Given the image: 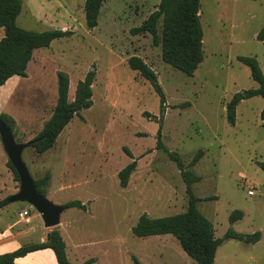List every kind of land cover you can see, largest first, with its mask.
I'll return each mask as SVG.
<instances>
[{"label": "rangeland", "instance_id": "obj_1", "mask_svg": "<svg viewBox=\"0 0 264 264\" xmlns=\"http://www.w3.org/2000/svg\"><path fill=\"white\" fill-rule=\"evenodd\" d=\"M84 1L21 0L18 27L73 34L35 50L26 68L28 78L16 85L10 100H2L3 114L18 123L12 133L15 142L26 143L51 116L57 73L68 76L71 101L78 81L95 72L92 106L65 126L50 150L36 154L28 146L21 155L33 180L49 173L45 197L50 202H83L84 209L63 210L61 223L83 222L92 237L114 238L115 264H133L131 257L141 264H195L171 235L137 238L131 228L143 214L160 218L186 210L185 184L166 152L177 153L186 166L202 150L192 169L200 177L192 192L214 237L222 238L228 229L260 233L255 244L223 241L213 264H264V172L258 165L264 163V100L255 96L239 102L234 124L225 110L234 94L258 87L237 57L255 58L264 76V42L256 39L264 26V0H200L203 60L190 77L161 60L160 47L153 46L149 34H130L160 0H106L91 30L85 26ZM131 56L155 73L165 98L163 113L148 81L128 67ZM159 127L165 152L156 148ZM124 149L136 168L121 187L117 174L132 161ZM7 162L0 142V201L5 202L19 187ZM2 208L0 226L13 211H32L30 223L17 219L19 226L34 227L28 242L38 240L43 222L30 205L7 202ZM79 211L91 216L82 219ZM233 211L243 216L230 224Z\"/></svg>", "mask_w": 264, "mask_h": 264}, {"label": "trees", "instance_id": "obj_2", "mask_svg": "<svg viewBox=\"0 0 264 264\" xmlns=\"http://www.w3.org/2000/svg\"><path fill=\"white\" fill-rule=\"evenodd\" d=\"M106 0H85L83 5L85 26L91 30L97 25V17L102 4ZM21 0H0V29L3 36L0 38V86L10 77H26V68L32 59L35 50L45 48L53 40L70 37L73 32L69 30L51 29L44 32H33L24 30L16 25V18L21 12ZM200 0H160L156 9L137 27L130 29L133 36L149 34L152 44L160 47L161 60L180 71L192 76L203 60L202 50V29L200 24ZM256 39L264 42V26L258 32ZM237 60L245 65L250 72L251 79L258 85L256 89L245 90L236 93L226 104V119L234 124L235 110L239 102L255 96L264 100V76L259 65L253 57H237ZM128 67L139 73L148 81L153 91L159 98L160 112H164L165 98L159 86L155 73L139 58L131 56L127 60ZM95 72L86 73L83 80L78 81L74 96L68 100L67 92L69 79L65 73H57V99L51 116L43 124L40 133L31 140L30 147L36 154H42L51 149L58 135L65 126L74 118H81L80 112L92 106V84ZM147 116V113H145ZM0 118L11 129H15L14 120L4 114ZM261 119L264 120V108L261 112ZM14 136V134H13ZM156 148L165 152L160 139V127L157 131ZM126 155L132 161L122 168L117 176L121 187H126L129 178L136 168V160L130 151L124 149ZM168 158L176 164L180 176L185 184L187 196V208L184 212L160 218H150L141 215L136 224L131 228V233L137 238L149 236L171 235L174 237L182 250L195 264H213L215 253L220 244L228 239L255 244L260 239V233L241 234L228 229L222 238H215L213 227L210 221L197 209L199 199L192 192V185L200 180V177L192 171L203 151H197L191 161L185 166L177 153L166 152ZM13 177H18L10 162H7ZM264 172V163H258ZM50 175L45 173L41 178L34 180V186L42 195H45V188L49 182ZM7 202L0 201V208ZM64 209H84V205L73 200L62 205ZM243 214L240 211H233L228 218L230 224L240 220ZM50 249L57 264H72L68 261L65 252V243L57 230L49 232V239L43 243L22 245L18 249L0 254V264H13L15 258L23 257L26 254L41 250ZM133 264H141L134 257H131ZM93 259L86 260L83 264H92Z\"/></svg>", "mask_w": 264, "mask_h": 264}, {"label": "crops", "instance_id": "obj_3", "mask_svg": "<svg viewBox=\"0 0 264 264\" xmlns=\"http://www.w3.org/2000/svg\"><path fill=\"white\" fill-rule=\"evenodd\" d=\"M26 74L27 77L24 78L19 76H12L2 86H0V114L4 113L2 100H10L16 85L18 86V84L22 80H26L28 78L27 71ZM12 119L15 122V126L18 127L17 120L14 117H12ZM32 138L33 137H31V139ZM61 185L59 187L60 190L64 188V181ZM13 190L14 191L11 192V194L15 193V188ZM48 195L49 191L46 186L45 196L47 197ZM81 203L83 204V202ZM63 204L64 203H62L61 205ZM3 209L4 208H2L0 212H3ZM23 210H27L29 212L30 221H32V211H29L27 208H23L15 212L13 211V216L11 217V219L0 226V254L12 252L22 245L43 243L46 241L47 234H49L51 230L55 229L58 231L65 243V252L70 263L83 264L86 260L93 259L94 262L92 264H115L114 238H110L109 236L104 234L101 236L92 237L83 222H80L82 224L76 223L75 221H72L71 223L65 222V224L63 225L59 218V224L53 228H45L43 225L41 228L39 227L40 235L38 240L36 242H28L31 235L34 233V227H31L29 225L19 226V222L21 219H17V216ZM79 212L82 216V219L86 218L87 216H91L90 211ZM74 224L75 226H73ZM63 226L68 230L63 231ZM155 242L159 243L160 240H157ZM13 264H57V262L53 252L50 249H41L30 252L23 257L15 258Z\"/></svg>", "mask_w": 264, "mask_h": 264}, {"label": "water", "instance_id": "obj_4", "mask_svg": "<svg viewBox=\"0 0 264 264\" xmlns=\"http://www.w3.org/2000/svg\"><path fill=\"white\" fill-rule=\"evenodd\" d=\"M0 142L19 182L18 191L13 194L7 202L26 203L39 214L45 228H53L57 226L64 207L50 202L45 195L37 192L34 186V180L21 158L23 150L30 146L31 141L26 143H16L11 129L0 118ZM48 239L49 234L46 236V240Z\"/></svg>", "mask_w": 264, "mask_h": 264}, {"label": "built area", "instance_id": "obj_5", "mask_svg": "<svg viewBox=\"0 0 264 264\" xmlns=\"http://www.w3.org/2000/svg\"><path fill=\"white\" fill-rule=\"evenodd\" d=\"M247 194L248 195H252V191H248L247 192ZM19 218L21 219V220H23L24 221V223H26V224H28V223H30V216H29V212L27 211V210H23V211H21L20 213H19Z\"/></svg>", "mask_w": 264, "mask_h": 264}]
</instances>
